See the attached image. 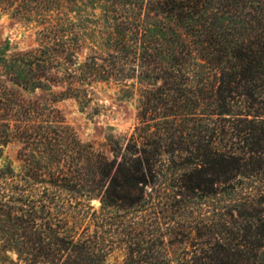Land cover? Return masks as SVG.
I'll list each match as a JSON object with an SVG mask.
<instances>
[{
    "label": "trees",
    "instance_id": "1",
    "mask_svg": "<svg viewBox=\"0 0 264 264\" xmlns=\"http://www.w3.org/2000/svg\"><path fill=\"white\" fill-rule=\"evenodd\" d=\"M84 1L0 0L41 26L0 48V264H264V0H92L109 50L79 58ZM96 85L138 101L98 146L55 105Z\"/></svg>",
    "mask_w": 264,
    "mask_h": 264
},
{
    "label": "rangeland",
    "instance_id": "2",
    "mask_svg": "<svg viewBox=\"0 0 264 264\" xmlns=\"http://www.w3.org/2000/svg\"><path fill=\"white\" fill-rule=\"evenodd\" d=\"M106 7L104 2L99 4L86 0L81 6L74 8V12L64 15L63 18H71L76 26L86 30L83 33L86 45L79 51V58L89 53L88 48H94L101 53L108 52L107 45L102 44L104 41L99 42L103 38L102 35H97V32L91 29L94 26L97 28L99 22H105L104 18H111L109 13L104 14ZM39 21L40 18L37 17L19 20L10 12L0 11V48L13 51L38 46L41 41ZM120 89L118 86L96 85L91 96L92 102L87 109H80L72 99L60 100L55 105L82 142H93L98 146L109 134L129 135L136 124L138 101L135 98H126ZM25 95L30 96L28 93ZM20 147L21 144L16 141L0 146L1 168L11 166L16 172L21 169L22 163L17 159ZM92 206L97 208L98 203L93 201ZM121 261L122 255L116 252L107 259L106 264H120Z\"/></svg>",
    "mask_w": 264,
    "mask_h": 264
}]
</instances>
